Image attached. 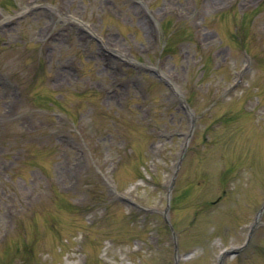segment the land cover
I'll return each mask as SVG.
<instances>
[{
	"label": "rangeland",
	"instance_id": "374dc122",
	"mask_svg": "<svg viewBox=\"0 0 264 264\" xmlns=\"http://www.w3.org/2000/svg\"><path fill=\"white\" fill-rule=\"evenodd\" d=\"M0 41V264H264V0H0Z\"/></svg>",
	"mask_w": 264,
	"mask_h": 264
}]
</instances>
